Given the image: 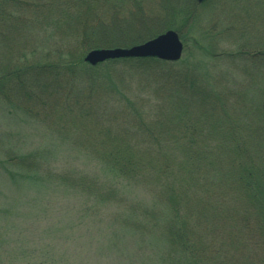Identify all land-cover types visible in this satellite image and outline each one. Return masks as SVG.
<instances>
[{"label": "rangeland", "instance_id": "374dc122", "mask_svg": "<svg viewBox=\"0 0 264 264\" xmlns=\"http://www.w3.org/2000/svg\"><path fill=\"white\" fill-rule=\"evenodd\" d=\"M19 1V6L28 10L22 12L21 15L24 16L20 20L29 21V28L21 32L15 29L13 32L9 29L10 25L7 26L8 32L0 38L2 71L14 66L13 60L21 47L33 50L36 43H40V47L42 43L43 47L54 43L51 37L53 15L49 13V7L46 8L48 2ZM66 1L61 2L65 4L66 12L75 13L76 18H81L83 14V18H93L96 22V39H89L93 44L91 46L126 48L149 40L152 31L160 26L166 27L164 32L179 30L177 33L184 42L183 52L186 49L179 64H188L183 63L181 69L196 67V74L201 80L204 78L201 89L204 88L205 91L201 95L206 90L212 93V100L203 107L196 103L198 97L193 98L197 105L191 102L193 111L199 109L198 114H209L204 121L203 132L222 133L234 126L236 132H241L242 139L255 148L257 138H252V133L258 134L261 127L259 123L264 117V0H209L205 9L196 7L195 14L197 22L199 21L196 25L187 21L185 23L184 15L172 14L177 7L188 5V0H115L112 8L106 3L110 0H68L70 6L66 5ZM80 3L91 8L87 14L81 13ZM245 7H249L248 14L243 10ZM258 21L261 22L260 29L257 27ZM66 28L63 24H58L55 36L57 40L67 38L64 32L71 33ZM211 29L217 34L201 39L202 34ZM76 41L81 39L74 38L69 43L77 47L74 43ZM258 44L262 47L260 50L256 48ZM243 47L249 50L250 55L241 53L240 49ZM78 48L81 49L79 46ZM197 50L208 54L201 58L203 53L200 55ZM257 52L262 55L259 56ZM39 55L27 56L25 66H35ZM179 64L178 69L183 65ZM121 69L115 67L113 75L118 78L120 74L125 76L122 79L126 83V90L122 93L124 96H118L121 103L117 104L118 97L113 96L108 105L101 104L102 101L97 103L101 106L98 111L109 120L119 118L122 123L126 122V115L138 113L151 130L160 129L161 126L150 122L164 117L165 110L170 111V108L162 102L163 97L159 96L158 87L153 85V80L145 77L149 74L133 75ZM154 76L152 73L151 77ZM7 88L11 90L7 93L15 98L16 89L10 84H7ZM83 91L79 90V95L82 96ZM213 94H217L220 99ZM55 97L64 98L60 95ZM125 106L131 109L124 111L123 116L122 112L115 110ZM188 107L191 109L190 103ZM26 108H33L40 118H30L18 108L11 110L0 99V255L3 260L7 264H37L40 261H47V264H173L175 256L166 251L168 248L148 232L149 224L141 215L143 209H151L149 205L159 199L156 187L124 184L125 189L119 190L113 198L98 199L97 196L93 198L67 187L63 189L51 180L43 181L44 177L31 175L16 168L13 161L8 162L9 157H27L41 150L45 153L44 171L50 170L51 174H97L95 161L77 152L80 139L86 137L82 131L85 130L87 135L90 130L100 129L103 125L96 117V107L92 116L85 117V120L78 116L80 113L73 111L65 125H56L59 121L55 122V118H52L55 116L52 115L53 111L51 114L49 110L36 108L32 104H28ZM212 119H220L221 123L214 125L211 123ZM78 120L83 121L78 123ZM91 120L96 122L92 123ZM75 122L77 124L70 126ZM121 122L118 120L112 130L125 129L120 125ZM86 138L83 140L85 144ZM134 142L141 143V140ZM211 145L214 146L209 141L208 146ZM263 154L259 151L254 153L252 160L257 161ZM210 178L216 179L213 175ZM206 191L202 190L205 196ZM195 193L198 192H192L193 195ZM222 194L228 197L226 200L229 206H237L232 190L222 189ZM198 195L200 197L196 201H202L204 196ZM225 212L226 210L222 211ZM124 221L129 226L123 225ZM223 224L232 223L227 221L218 224V231L211 229L208 236L200 237L198 240L203 242L202 245L206 241V246L209 243L208 247L215 245L223 229H227ZM132 226L136 228L133 229ZM245 260L243 255V262Z\"/></svg>", "mask_w": 264, "mask_h": 264}, {"label": "trees", "instance_id": "16d2710c", "mask_svg": "<svg viewBox=\"0 0 264 264\" xmlns=\"http://www.w3.org/2000/svg\"><path fill=\"white\" fill-rule=\"evenodd\" d=\"M46 1L49 4L46 8L49 7V13L53 15L51 37L54 43L49 47H43V43L40 47V43H36L33 50H24V47H21L16 52L14 66L0 70V99L11 110L18 108L30 118L40 117H37L39 113L33 108H26L28 104L47 109L49 113L53 111L51 114L55 116L52 118H55V122L59 121L56 125L69 122V115L73 111L80 113L78 116L85 120V117L92 116L96 107V117L103 125L100 129L90 130L87 135L85 130L82 131L87 138L80 139L77 152L95 161L97 174H51L50 170H43L45 153L41 150L32 154L33 156L17 159L9 157L8 162L13 161L16 168L31 175L44 177L43 181H52L63 189L67 187L93 198L97 196L98 199L113 198L119 190L125 189L124 184L156 187L159 199L149 205L151 209H143L141 215L149 224L148 232L157 237L156 240L168 248L166 251L175 256L174 260L172 259L173 264H264V151H261L264 148V117L259 123L261 127L258 134L252 133V138H257L255 148L242 139L241 132H236L234 126L222 133L203 132L202 127L209 114H198L199 109L193 111L191 102L195 103L193 98L198 97L196 103L203 107L212 100V93L206 90L205 94L201 95V92L205 91L204 88L201 89L204 78L201 80L196 74V67L181 69L185 62L179 64L180 61L172 63L156 58L114 59L90 66L83 61L84 53L91 49H101L100 46H91V40L96 39L94 19H85L83 14L81 18H76L75 13L66 12L62 0ZM208 1L198 5L193 0H188V5L183 8L180 5L175 7L172 14L184 15L185 23L187 21L196 25L199 23L195 14L196 7L205 9ZM106 3L112 8L116 1L110 0ZM19 5V0H0V38L8 32V25L13 32L15 29L21 32L29 28V21L20 20L24 16L21 15L22 12L28 10ZM66 5L70 6L68 0ZM80 5L81 13L87 14L91 9L83 3ZM248 8L243 9L247 14ZM167 22L171 27L169 20ZM258 23L257 27L260 29L261 22ZM58 24H63L67 30H71V33L64 32L67 38L57 40L55 37ZM165 28L163 25L162 28L160 26L159 29L153 30L149 39L163 33ZM262 32L264 34V28ZM216 34L212 29L206 30L201 39ZM74 38L81 39L74 42L77 47L69 43ZM179 38L184 45L180 34ZM262 42L264 43V36ZM263 43V48L259 44L256 48L264 49ZM240 50L241 53L250 55L246 48ZM197 51L200 55L203 53ZM185 53L184 48L183 55ZM257 53L262 55L261 52ZM38 54L40 55L35 66H25L27 56ZM207 54L203 53L200 57L204 58ZM178 64L183 65L178 69ZM115 67H121L122 71L133 75L149 74L144 76L150 81L153 80V85L158 87L159 96L163 97L162 102L170 108V111L165 110L164 117L150 122L161 126L160 129L151 130L138 113L126 115V122L122 123L121 119L109 120L105 114L98 111L101 106L97 103L102 101L101 104L108 105L113 96H124L122 93L126 90V83L122 79H125V76L120 74L119 78L113 77ZM152 73L154 77H151ZM7 84L16 89L15 98L7 93L11 91L8 90ZM82 89L84 94L81 96L78 91ZM56 95L64 98L57 99ZM213 95L220 99L217 94ZM119 97L117 104L121 103ZM189 103L191 109L188 107ZM130 109L125 106L115 110L122 112L123 116V112ZM211 118L212 115L210 121ZM72 119L74 121V118ZM75 120L77 121L76 118ZM118 120L125 129L112 130ZM82 121L78 120V123ZM212 121L214 125L221 123L220 119ZM75 124L77 123L70 126ZM249 131L251 132V127ZM58 137L61 138L60 135ZM85 138L87 144L83 142ZM138 140H141V143L134 142ZM209 141L214 146H208ZM258 151L263 155L257 161L252 160L253 154ZM211 175L216 179H211ZM205 189L206 196L202 193ZM222 189L233 191L237 206H229L226 200L228 197L222 194ZM195 191L204 196L202 201H196L200 196L198 193L193 195L192 192ZM223 210L226 212L222 213ZM227 221L232 224H223L227 229H223L215 245L208 247L207 241L202 245L203 242L198 240L203 235L208 236L211 229L218 231V224ZM123 225L127 227L129 223L124 221ZM243 255L246 257L245 262ZM0 264H7L1 255ZM37 264H47V261Z\"/></svg>", "mask_w": 264, "mask_h": 264}, {"label": "water", "instance_id": "95a60500", "mask_svg": "<svg viewBox=\"0 0 264 264\" xmlns=\"http://www.w3.org/2000/svg\"><path fill=\"white\" fill-rule=\"evenodd\" d=\"M201 4L204 0H195ZM183 53V44L175 31L167 30L156 37L128 48H101L89 50L83 61L90 66L107 60L123 58H156L165 62H177Z\"/></svg>", "mask_w": 264, "mask_h": 264}, {"label": "bare ground", "instance_id": "6f19581e", "mask_svg": "<svg viewBox=\"0 0 264 264\" xmlns=\"http://www.w3.org/2000/svg\"><path fill=\"white\" fill-rule=\"evenodd\" d=\"M196 2V1H195ZM198 5H200V4H198ZM0 46H1V44H0ZM27 48H24V50H26ZM29 50V49H28Z\"/></svg>", "mask_w": 264, "mask_h": 264}]
</instances>
